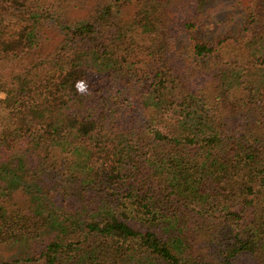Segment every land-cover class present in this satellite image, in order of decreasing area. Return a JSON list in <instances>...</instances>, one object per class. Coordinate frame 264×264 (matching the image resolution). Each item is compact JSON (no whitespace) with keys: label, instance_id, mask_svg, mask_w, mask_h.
Masks as SVG:
<instances>
[{"label":"trees","instance_id":"trees-1","mask_svg":"<svg viewBox=\"0 0 264 264\" xmlns=\"http://www.w3.org/2000/svg\"><path fill=\"white\" fill-rule=\"evenodd\" d=\"M0 264H264V0H0Z\"/></svg>","mask_w":264,"mask_h":264},{"label":"rangeland","instance_id":"rangeland-1","mask_svg":"<svg viewBox=\"0 0 264 264\" xmlns=\"http://www.w3.org/2000/svg\"><path fill=\"white\" fill-rule=\"evenodd\" d=\"M217 15L216 12L212 14V16H208V20L216 19ZM207 22V21H206ZM207 24L205 23L204 26H200L201 32L207 33V28L205 27ZM71 89L73 92H87L88 83L83 78V74L80 70H71Z\"/></svg>","mask_w":264,"mask_h":264}]
</instances>
